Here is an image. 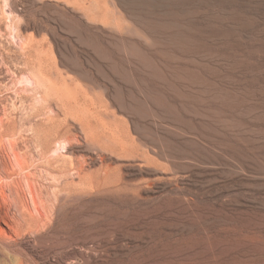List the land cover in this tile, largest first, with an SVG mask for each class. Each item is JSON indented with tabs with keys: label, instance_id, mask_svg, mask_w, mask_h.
Wrapping results in <instances>:
<instances>
[{
	"label": "rangeland",
	"instance_id": "1",
	"mask_svg": "<svg viewBox=\"0 0 264 264\" xmlns=\"http://www.w3.org/2000/svg\"><path fill=\"white\" fill-rule=\"evenodd\" d=\"M0 264H264V0H0Z\"/></svg>",
	"mask_w": 264,
	"mask_h": 264
},
{
	"label": "bare ground",
	"instance_id": "2",
	"mask_svg": "<svg viewBox=\"0 0 264 264\" xmlns=\"http://www.w3.org/2000/svg\"><path fill=\"white\" fill-rule=\"evenodd\" d=\"M97 134H98V136H96ZM93 136H95V138H93L94 141H95V145H109V143H110V142H108V140L111 139L109 136L107 137L108 138L107 141H106L107 138L106 137H103L104 134H102V135L99 136V133H96V134H92V137ZM105 136H107V135H105ZM84 145H91V144L89 142L85 141ZM26 242H27V240H26ZM26 244L28 245L27 247H29V249H33V246L30 244V242H27Z\"/></svg>",
	"mask_w": 264,
	"mask_h": 264
}]
</instances>
